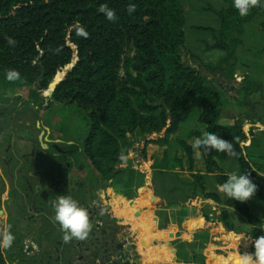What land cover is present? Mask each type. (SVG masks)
I'll list each match as a JSON object with an SVG mask.
<instances>
[{"label": "trees", "instance_id": "1", "mask_svg": "<svg viewBox=\"0 0 264 264\" xmlns=\"http://www.w3.org/2000/svg\"><path fill=\"white\" fill-rule=\"evenodd\" d=\"M103 4L115 10V22L99 11ZM130 4L136 8L131 14L127 12ZM212 11L220 26L200 25L197 29L212 31L215 39L207 48L224 55L216 64H205L185 50L186 18L180 0H0V79L41 102L55 76H62L60 71L74 63L53 86V103L57 110L60 105L67 109H61L67 119L68 114L84 115L86 128L79 133L86 134L90 161L107 188L106 181L123 172L119 165L132 148V140L141 143L143 157L149 144L165 145L190 118L196 108L192 98L199 96L198 121L205 132L219 134L233 144L239 174H249L258 186L254 195L264 203V175L259 174L264 173V154L250 152L252 147H264V131L252 127L248 135L241 117L232 124L221 123L225 91L221 79L231 82L238 71L243 72L237 100L247 108L248 117H252L254 105L261 104L251 97L264 85L244 68L254 61L241 60L237 49L244 44L248 25L259 24L264 32V6L251 9L245 17L232 4ZM80 29L88 33L86 38L77 34ZM6 37H13L16 46L9 47ZM12 69L21 78L9 82L5 73ZM33 85L37 89L28 92ZM191 135L197 139L203 134L193 131ZM250 139L251 144L244 145ZM181 144L192 170L193 148L184 140ZM201 152L208 173L216 175L219 185L224 183L228 175L216 161L214 149ZM192 177L194 188L200 187L206 198L222 202L217 193L206 191L205 176ZM223 202L251 225L264 228V216L254 214L247 202L240 204L226 197ZM223 221L213 222L206 216L201 227L219 231ZM254 240L245 238L253 251ZM0 264H7L2 254Z\"/></svg>", "mask_w": 264, "mask_h": 264}, {"label": "flooded vegetation", "instance_id": "2", "mask_svg": "<svg viewBox=\"0 0 264 264\" xmlns=\"http://www.w3.org/2000/svg\"><path fill=\"white\" fill-rule=\"evenodd\" d=\"M51 88L40 102L0 79V231L10 226L15 235L0 254L7 264H142L136 227L119 222L86 134L73 132ZM60 195L87 211L92 227L85 239L63 240L52 219Z\"/></svg>", "mask_w": 264, "mask_h": 264}, {"label": "crops", "instance_id": "3", "mask_svg": "<svg viewBox=\"0 0 264 264\" xmlns=\"http://www.w3.org/2000/svg\"><path fill=\"white\" fill-rule=\"evenodd\" d=\"M259 64L258 67L251 64L244 68L248 70V73L255 69L263 70V63ZM261 81L264 85V77ZM235 82L233 80V83ZM223 85L227 89V84L223 83ZM238 87L235 84L229 87L230 92H236L235 96L227 93L223 97L222 93L221 123L232 124L235 119L241 117L244 120V131L248 135L249 129L252 127L264 131V121H260V118L264 120V89L252 95L253 101L261 102V104L254 105L252 117H248L246 115L247 108L237 100ZM260 106H262V111L259 110ZM196 109H199L196 117L198 121L201 110L200 104H196ZM193 131L204 134L205 126L200 123V127L191 129L186 138L174 136L176 132L170 136L165 145L149 144L146 157L143 158L139 170L145 176L146 187L140 186L137 190L138 193L129 199L127 198L128 195L119 191L115 195L119 210H115L111 205L121 224H132L136 226L138 232L141 231L142 237L139 238V241L140 244L145 245L142 264H235L236 259L240 258L242 254L254 252L252 246L246 244L245 238L254 237L256 239L264 235V230L251 225L237 210L223 202L225 196L218 191L219 184L216 175L208 173L201 150H193V168L190 170L188 155L181 144V140L191 146L196 139L195 136L191 135ZM257 134H259L258 131ZM250 144L251 139L244 145L249 146ZM250 152L253 156L264 154V147L261 149L252 147ZM215 153L214 150V155L217 157ZM215 159L228 176L233 172L239 173V166L235 160H228L230 166L226 168L221 165L219 159ZM192 174L205 176L206 191L217 193L222 202L206 198L200 187L194 188ZM174 178L176 179L175 185L173 183ZM150 183L151 189H149ZM181 189L184 191V197H186L188 190L190 193L188 198L182 200L157 195V191L163 194L177 192ZM158 196L165 200L157 201L155 204L154 197L159 198ZM254 196L256 195H253L246 202L254 214L264 216V203L262 201V204L254 201L257 209L253 208L251 202ZM126 204H128L129 210L123 208ZM206 216L213 222L222 218L224 223L221 230L218 231L212 227L202 228L201 224ZM160 246H164L165 251L160 249ZM153 247L155 249L157 247V250H153Z\"/></svg>", "mask_w": 264, "mask_h": 264}, {"label": "rangeland", "instance_id": "4", "mask_svg": "<svg viewBox=\"0 0 264 264\" xmlns=\"http://www.w3.org/2000/svg\"><path fill=\"white\" fill-rule=\"evenodd\" d=\"M181 5L183 6L185 10V26L184 31L186 34V51L190 54H195L198 56L203 63L205 64H216L224 55V52L219 50H209L207 48L208 44H212L214 42L215 36L214 33L210 30H203V29H197L198 26H209L213 28H218L220 26V19L219 17L212 11L213 9L219 10L222 8H228L229 5L232 4V0H180ZM248 34L245 35L244 38V44L238 47V57L241 58V60L245 61H254L249 62L250 64H254L257 67L260 65L259 63H264V32L260 29V25L253 23L247 26ZM262 52V53H261ZM76 60V58H75ZM64 73L65 71H61ZM245 72H248V70H245ZM243 73V72H242ZM249 73L252 76H255L259 81L263 79L264 77V68L263 70H254L249 71ZM62 76H57L54 81H57ZM218 79L219 76H216ZM243 79L242 75H235L234 80L236 81L233 83V81L228 82L224 79H221L223 83L227 84L225 91L223 93V97H225L228 93L232 94V96H235L234 91L229 90V87L233 84L238 87V84L241 83ZM53 82V81H52ZM192 101L199 105L200 103V97L194 96L192 98ZM58 108L62 111H67V109H64L63 106H58ZM225 109V108H224ZM199 110V109H198ZM198 110H194L192 113V117L182 123L179 131L174 136H179L180 138H186L188 135V132L191 129H196L200 127V123L197 121L196 117L198 114ZM227 110V109H226ZM259 110L262 111V106L259 107ZM68 120L69 125L76 129L78 132L81 130H85V118L84 115L78 114H68ZM220 138L224 139L221 135L217 134ZM226 140V139H224ZM136 141V142H135ZM228 141V140H226ZM229 142V141H228ZM140 142H137V140H132V148L130 149L129 153L125 156L124 161L122 164L119 165L120 168L123 169V172L115 176L114 178L106 181L108 183V190L110 192L111 196V202L110 204L113 205L115 210H119V204L115 200L116 193L118 194L119 191L121 193H125V195H128L127 198L133 197L135 194L138 193V188L146 187V180L145 176L142 172H140V164L143 160V156L140 152ZM216 151V150H215ZM217 157L214 155L217 160H220L221 165L228 168L230 165L228 163V160H234L232 156L217 152ZM227 155V156H226ZM140 161V162H138ZM174 185L176 184V179L174 178ZM149 189H151V183L149 184ZM176 189V188H175ZM157 195H161L163 197H173V199H186L189 197L190 193L186 192V197H184V191L181 189L179 191H173L171 193H163L157 191ZM159 197V196H158ZM163 199V200H162ZM157 198L154 197V203L156 204L157 201H164V198ZM126 201L129 202V200L126 199ZM255 202L258 204H262V202L254 196L252 199V205L254 209L255 208ZM250 203V204H251ZM123 208H128V204L123 206ZM129 210V208H128ZM134 226V225H133ZM136 227V226H135ZM138 238L142 237L141 231L138 232ZM145 247L144 244H140V248L143 250ZM161 247V246H160ZM153 250L155 247L152 248ZM159 249V248H158ZM160 249L164 250V246H162ZM157 250V247L156 249ZM165 251V250H164Z\"/></svg>", "mask_w": 264, "mask_h": 264}, {"label": "clouds", "instance_id": "5", "mask_svg": "<svg viewBox=\"0 0 264 264\" xmlns=\"http://www.w3.org/2000/svg\"><path fill=\"white\" fill-rule=\"evenodd\" d=\"M262 6H264V0H232V7L238 12L240 17H245L251 9ZM135 10V5L130 4L127 7L129 14L135 12ZM99 11L105 15L108 21H116L115 10L109 8L107 4L101 5ZM77 34L85 38L88 36V33L83 29H80ZM6 42L9 47H15L17 44L13 37H6ZM5 78L9 82H14L21 78V74L18 70L12 69L5 73ZM191 147L194 151L203 150L205 154L214 149L230 156L236 155L232 143L210 132H205L201 137L195 139ZM259 174L264 175V173ZM257 187V184L253 183L248 173L239 174L233 172L224 183L219 185L218 191L223 193L227 199L246 202L255 194ZM52 209L54 212L52 219L59 225L65 242L73 239L83 240L87 237L92 227L88 213L79 206L71 195L58 196L52 201ZM14 240L15 235L10 230V226L0 231V250L10 249ZM253 246L254 252L242 254L240 258L236 259L235 264H264V235L256 238Z\"/></svg>", "mask_w": 264, "mask_h": 264}, {"label": "water", "instance_id": "6", "mask_svg": "<svg viewBox=\"0 0 264 264\" xmlns=\"http://www.w3.org/2000/svg\"><path fill=\"white\" fill-rule=\"evenodd\" d=\"M73 64L74 63L70 64L69 68L63 70L65 72L63 73V75H62V77L60 79H58L57 81L53 80V82H51V87H52L51 90H50L51 92L53 91V86H55L58 83H60L63 80V78L69 73L70 69L73 67ZM237 75H242L243 76V73L238 71Z\"/></svg>", "mask_w": 264, "mask_h": 264}]
</instances>
